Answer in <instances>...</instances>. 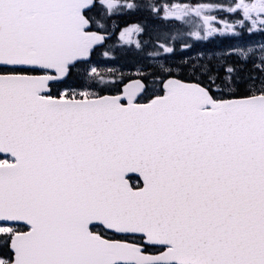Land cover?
I'll list each match as a JSON object with an SVG mask.
<instances>
[{
  "label": "snow or ice",
  "instance_id": "snow-or-ice-1",
  "mask_svg": "<svg viewBox=\"0 0 264 264\" xmlns=\"http://www.w3.org/2000/svg\"><path fill=\"white\" fill-rule=\"evenodd\" d=\"M0 264H264V0H0Z\"/></svg>",
  "mask_w": 264,
  "mask_h": 264
}]
</instances>
